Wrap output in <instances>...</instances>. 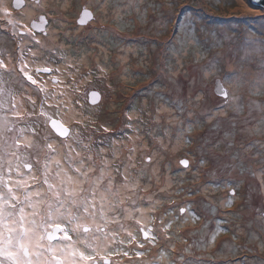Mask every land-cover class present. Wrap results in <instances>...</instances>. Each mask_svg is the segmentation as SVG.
<instances>
[{
    "label": "rangeland",
    "instance_id": "1",
    "mask_svg": "<svg viewBox=\"0 0 264 264\" xmlns=\"http://www.w3.org/2000/svg\"><path fill=\"white\" fill-rule=\"evenodd\" d=\"M198 1L44 0L14 13L3 5L8 13L0 14V25H5L0 29L11 20L14 30L45 16L48 40H26L19 49L32 61L45 54L41 64H63V72H54L57 84L75 90L68 99L52 102L59 90L51 88L52 82H26L30 92H23L25 101L28 96L35 101L34 106L28 101L26 109L39 114L43 106L77 133L97 167L107 159L110 168L131 162V172L145 173L137 189L138 210L129 209L118 223L109 224L116 232L110 247L121 251L100 255L113 264H264V88L252 86L264 78V51L245 47L246 38L264 39V8L250 0ZM89 8L95 12L88 10L92 21L77 24ZM186 13L195 20L194 35L181 28ZM121 51L124 59L118 56ZM209 62L216 63V70L206 74ZM236 76L240 86L228 82ZM11 79L19 87V77ZM217 81L228 97L215 92ZM92 90L101 95L96 105L88 103ZM12 92L19 102L17 89ZM243 97H250L257 111L250 112ZM158 104L171 119L157 118ZM66 108L74 110L69 120L61 115ZM135 130L141 135L137 143L121 145ZM152 131L155 138L162 131L172 141L182 135L183 140L172 151L166 139L164 145L153 141ZM39 132L46 134L43 123ZM140 143L155 150L147 154ZM104 146L106 157L100 150ZM154 151L161 154L151 157ZM185 159L187 168L180 164ZM153 160L170 174L169 187H158L161 179L149 182L145 167ZM112 175L119 181L115 171ZM141 182H147L146 188ZM148 203L154 207L141 213ZM115 224L131 231L122 233ZM141 229H150L155 240L145 243Z\"/></svg>",
    "mask_w": 264,
    "mask_h": 264
},
{
    "label": "snow or ice",
    "instance_id": "2",
    "mask_svg": "<svg viewBox=\"0 0 264 264\" xmlns=\"http://www.w3.org/2000/svg\"><path fill=\"white\" fill-rule=\"evenodd\" d=\"M22 2L15 0L17 6ZM0 12L8 13L2 0ZM89 15L85 11L84 16ZM8 23L15 29L13 21ZM194 26L195 20L186 13L181 28L186 34L194 35ZM245 47L264 51V39L246 38ZM17 63L18 68L9 69L0 59V84L6 83L4 76L16 75L21 89L18 102L15 93L0 87V264H110L107 256L117 255L121 249L110 247L116 243V232L109 229V224L118 223L129 209L138 210L137 189L145 173L131 172L130 168L135 166L131 162L110 168L111 162L105 159L97 167L89 146L77 133H70L43 106L39 114L28 111L27 102L34 106L35 101L31 96L25 101L24 81L26 78L36 85L37 80L23 57ZM215 70L216 63L209 62L205 71L207 74ZM36 72L37 75L50 73L52 69L44 67ZM228 82L240 86L238 76ZM252 86L264 88V78ZM219 92L229 96L223 87H219ZM92 97L95 101L97 94L92 93ZM42 123L46 134L41 137ZM180 164L187 168L189 161L181 160ZM113 171L120 177L119 181L112 175ZM228 203L230 206L231 201ZM141 231L148 242L155 240L150 229ZM212 239L215 240V235ZM104 251L107 256L100 255ZM123 255L127 256L128 252L124 251Z\"/></svg>",
    "mask_w": 264,
    "mask_h": 264
},
{
    "label": "flooded vegetation",
    "instance_id": "3",
    "mask_svg": "<svg viewBox=\"0 0 264 264\" xmlns=\"http://www.w3.org/2000/svg\"><path fill=\"white\" fill-rule=\"evenodd\" d=\"M86 1L88 3H91V2H96L98 0H86ZM43 2H44V0H23L20 7L15 8L13 6V4L15 3V0H2V4L3 5H9V8L11 9V11L13 13L14 12H21L27 7L29 8L31 6L40 5ZM86 10H91V9L89 8ZM91 11L94 12L93 10H91ZM0 14H1V12H0ZM7 25L8 26L6 29H0V59H3L5 61V63L7 64L9 69H11L13 66L18 68L19 64L17 63V61L21 57H23L24 59H26V57L31 58V55H28L24 50L19 49V47H21L23 42L26 40H31V39H34V41H41L43 39L48 40V32L47 31L49 28V23H48V20L45 18V16L40 14L38 16H35V18H32L28 22V27L23 29V30H21V29L14 30L11 24L7 23ZM0 26L3 27L5 25H0ZM9 26H10V28H9ZM29 29H31V33L28 32ZM32 36L34 38H32ZM49 50L52 51L53 49H49ZM44 56H45V54H43L42 56H38L37 58L40 61L38 63H36L35 65H31L30 63L28 64L29 68L31 69L30 74L33 75L34 79L38 80L37 82H44L45 83L46 81L47 82L49 81V82H52V84L58 85L57 84L58 80H57V78L54 77V72L56 70L55 63L52 65L41 64ZM34 59H36V58H34ZM44 67L51 68L52 72H50V73L40 72L37 75L36 70L39 68H44ZM14 76L17 78L16 75H14ZM3 78L6 81V83L0 84V87L4 88L6 90H11V91H13L14 89L21 90L20 86L19 87L14 86V85H16V83L11 82V80H12L11 77L4 76ZM26 82H28V81L25 79L24 83L26 84ZM145 243H148V241H146ZM108 260L110 261V264H113L110 258H108Z\"/></svg>",
    "mask_w": 264,
    "mask_h": 264
},
{
    "label": "bare ground",
    "instance_id": "4",
    "mask_svg": "<svg viewBox=\"0 0 264 264\" xmlns=\"http://www.w3.org/2000/svg\"><path fill=\"white\" fill-rule=\"evenodd\" d=\"M199 3H200V0L198 1ZM51 38V37H50ZM36 50V49H35ZM125 51H121V52H119V54H118V56L120 57V58H122V59H124L125 58ZM240 59V58H239ZM26 62H27V64H31V65H35L36 63H38V62H36L35 61V59H34V61H32V59L31 58H29V57H26V59H24ZM232 66V64L230 63V64H228L227 63V67H231ZM57 67V69H56V71L58 70V72H63V70H64V68H65V66L62 64V65H60V66H56ZM71 69V68H70ZM252 69V68H251ZM55 71V72H56ZM260 74V73H259ZM258 74V75H259ZM37 80V79H36ZM38 81V80H37ZM48 82L46 81L45 83H43V84H45V86H46V84H47ZM27 85H30V84H27ZM51 88H53V89H55L56 91L59 89V90H61L62 89V93H61V91L59 92V90H58V96H54L53 98H54V100L52 101V102H57V98H59L60 97V99H68L71 95H73L74 93H75V90H70L69 88H67V87H61L60 85H55V84H52V87ZM23 89L24 90H22L23 92H26V90L28 91V92H30L29 91V86H26V87H23ZM236 89V87L234 88V90ZM20 91L21 90H17V93H20ZM244 91H246V90H244ZM31 94H33V93H31ZM244 98V97H243ZM244 99H246L247 100V102H248V104H249V107H250V112H252V111H257V105L256 104H253V103H250V97L248 98V97H246V98H244ZM18 100V99H17ZM47 101L48 102H51L50 101V99H49V97H47ZM156 104H154L153 106H155ZM255 105H256V107H255ZM158 110H159V104L157 105V107H156ZM162 108H164V107H160V109H162ZM225 110H223L222 112H224ZM73 112H74V110L72 109V108H66V110H65V112L63 113V114H61L65 119H67V120H69L70 118H72V117H74V115H73ZM157 118H160L161 116H164L166 119H171L172 117H171V115H170V113H169V111H167V112H165V111H160L159 110V112H157ZM163 127H168V126H162V128ZM125 129H123L122 131H124ZM161 133H162V135L160 136V138H155L154 136H153V131L149 134V137L153 140V141H158V142H161L163 145L166 143L165 141H164V139H166L168 142H169V144H170V148H171V150L172 151H175V150H177V148L174 146L175 144H177L178 146H179V144H180V141L181 140H183V135L180 137V138H176V141H172L174 138H172V137H170L169 135H167V134H165L164 132H162V131H160ZM141 137V135L138 133V132H136V130L134 131V132H131L127 137H125L124 138V142L123 143H121V145H124V144H126V143H129V144H132V145H135L136 143H137V141H138V139ZM222 139V138H221ZM120 143L117 141V144H115V146H117V145H119ZM181 145V144H180ZM140 147H142V148H144V147H146V152H147V154H149L152 150H155V148H152V147H155V146H152V145H144L143 143H140ZM101 149H103V151H101V152H103V155H104V157H106L107 155H106V147L104 146V147H101L100 148V150ZM171 151H169V153H170ZM159 154H161V153H158L157 151H154L153 152V154L151 155V157H157ZM164 154V153H163ZM169 157V156H168ZM169 159H170V163L172 162V159H171V157H169ZM168 162V163H169ZM134 163H135V160H134ZM159 167H160V163L159 162H157L156 160H153V161H151V163L148 165V166H146L145 167V169H147V171H148V174H149V177H150V180H149V182L151 181V180H159V179H161V181H158V182H160L159 184H158V187H169L171 184H172V179H171V176H170V174L168 173V172H163V171H160L159 170ZM178 171L180 172V175H183V173L180 171V169H178ZM139 182H140V179H139ZM145 183H147V182H144V183H142L141 182V185L144 187V188H146V186L147 185H145ZM260 183H261V181H260ZM149 185V184H148ZM202 190H204V188L202 189ZM144 194H148V195H150V193H144ZM124 195H126V193L124 194ZM155 197V196H154ZM156 202V201H155ZM154 207V205L153 204H151V203H148L147 205H146V209H144L141 213H143V214H146V213H148V211H149V209H152ZM144 220H146V217L144 218ZM111 225V224H110ZM118 228H121L122 229V233H124V231H127V229H129V228H125L124 229V227H121V225H117V224H115ZM117 227L115 228V229H117ZM109 229H111V230H113L114 231V228L113 227H109ZM131 231V229L129 230V231H127V232H130ZM160 237H161V235H160V233H158L157 234V240L158 241H160ZM111 245H113V244H111ZM110 245V246H111Z\"/></svg>",
    "mask_w": 264,
    "mask_h": 264
},
{
    "label": "water",
    "instance_id": "5",
    "mask_svg": "<svg viewBox=\"0 0 264 264\" xmlns=\"http://www.w3.org/2000/svg\"><path fill=\"white\" fill-rule=\"evenodd\" d=\"M250 1H251V3H253V4L257 5V6H260V7H263V8H264V0H250ZM13 6H14L15 8H19V7H20V5L17 6L15 3L13 4ZM85 11H87L88 13H90V11H88V10H85ZM85 11H83L81 17L77 20V24H79V25H84V24H87L88 22L92 21V19H93L92 14L90 13L89 16H84ZM81 19H83V20L85 21L83 24H80V23H79V21H80ZM215 87H216L215 92H216L219 96H221V97H223V98H226L225 96L221 95L220 92H219V87H222V86H221V84H219L218 81L216 82ZM92 93H96V94H97V98L95 99V101H93ZM100 100H101V95H100V93H99L98 91H96V90H92V91H90V92L88 93V103H89L90 105H96V104H98V103L100 102ZM49 127H50V125H49Z\"/></svg>",
    "mask_w": 264,
    "mask_h": 264
}]
</instances>
